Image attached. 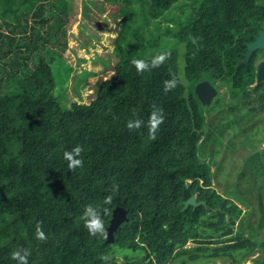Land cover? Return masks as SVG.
I'll return each mask as SVG.
<instances>
[{
  "label": "trees",
  "instance_id": "1",
  "mask_svg": "<svg viewBox=\"0 0 264 264\" xmlns=\"http://www.w3.org/2000/svg\"><path fill=\"white\" fill-rule=\"evenodd\" d=\"M68 1L0 0V264H15L11 252L21 247L31 252L29 264H239L254 254L253 264H264L262 153L246 159L239 175L251 179L252 214L254 204L236 185L220 193L212 183L204 148L231 127L206 122L218 94L203 105L194 93L203 80L225 86L236 114L226 119L239 127L240 116L264 113V80L255 83L264 50L241 62L264 23V0H195L175 31L156 18L179 0H105L118 6V60L88 103L66 105L52 65L67 47ZM158 51L168 59L138 74L131 61ZM173 77L180 83L165 93L163 82ZM153 106L165 116L155 140L147 128H126L129 119L146 120ZM77 145L84 166L69 172L63 151ZM191 194L205 205L181 210ZM107 195L109 207H123L127 217L111 243L90 236L81 219L86 205ZM38 223L46 241L34 238ZM189 241L197 245L186 247Z\"/></svg>",
  "mask_w": 264,
  "mask_h": 264
},
{
  "label": "rangeland",
  "instance_id": "2",
  "mask_svg": "<svg viewBox=\"0 0 264 264\" xmlns=\"http://www.w3.org/2000/svg\"><path fill=\"white\" fill-rule=\"evenodd\" d=\"M68 2L70 12L66 23L67 47L62 51V59L56 60L52 65L56 80V93L67 97L66 105L71 101L88 103L93 97L96 82L99 79L108 78L113 73L118 60L112 53L115 37L113 28L117 26L119 20L118 6L105 0H69ZM196 5L195 0H179L156 20L175 31L184 22L189 8ZM262 59H264V54L260 55L257 62ZM83 74L85 77L79 78L80 82L75 84L74 79ZM216 90V95L218 94L221 101L213 111L207 113L206 122L216 129L225 127L229 121L231 128L225 129L220 142L207 144L204 148L207 155L202 160L212 161L210 164L214 172L212 183L216 190L224 193V191H232L236 185L238 190L234 191L243 193L244 198L252 201L254 204L252 214H255L258 209L255 199L247 191L250 189L251 179L248 176L240 178L239 175L246 166L245 160L252 157L256 151L262 153L264 162V113L257 111L254 116H242L244 119L240 116L239 124L242 126L233 125L231 120L226 119L227 116L236 115L228 111L229 92L225 86H219ZM220 122L223 123L219 125ZM241 127H247L246 134L241 133ZM211 150H214L213 157ZM259 190L264 197V177L261 178ZM240 206L243 211L246 210L243 205ZM196 245L194 241H189L186 247ZM255 256L256 254L247 256L241 259L239 264H253L252 260ZM116 258L119 262L125 260L123 255L116 256ZM196 264H228V261L216 259Z\"/></svg>",
  "mask_w": 264,
  "mask_h": 264
},
{
  "label": "clouds",
  "instance_id": "3",
  "mask_svg": "<svg viewBox=\"0 0 264 264\" xmlns=\"http://www.w3.org/2000/svg\"><path fill=\"white\" fill-rule=\"evenodd\" d=\"M169 53L165 51L156 52L150 59H133L131 64L133 65L135 71L143 73L151 69L158 68L161 66L167 59ZM180 80L177 77L165 80L163 82V91L165 93L175 89ZM165 116L162 108L153 106L147 119L142 118H132L126 122V128L132 132L139 130L142 127L147 128L148 135L151 139L155 140L157 133L160 129V126L164 122ZM83 148L80 145L72 147L70 150L63 151L62 159L66 162V167L69 172L82 169L84 166V161L82 159ZM119 185L113 184L111 187V192L115 193L118 191ZM112 195H107L101 204H88L84 207L82 212V226L86 232L92 237L107 238L106 231V221L105 217L112 212ZM34 238L38 241H46L48 236L43 230L41 224H37L34 229ZM31 252L28 248H17L11 252L10 258L15 264H29V257ZM108 261L105 258V262Z\"/></svg>",
  "mask_w": 264,
  "mask_h": 264
},
{
  "label": "water",
  "instance_id": "4",
  "mask_svg": "<svg viewBox=\"0 0 264 264\" xmlns=\"http://www.w3.org/2000/svg\"><path fill=\"white\" fill-rule=\"evenodd\" d=\"M255 50H264V23L261 24V30L258 34H254V39L251 42L246 43V50L243 53L242 63H246ZM264 80V59L260 60L256 64L255 68V83H259ZM216 88L211 85L207 80L200 81L194 86V93L198 100L203 105H209L213 97L216 95ZM205 205V201L196 200V194H191L183 203L181 210L186 209L188 206L196 207L198 205ZM127 220L126 210L123 207L116 206L111 213V218L108 226H106L107 238L106 242L111 243L113 241V232L117 227ZM108 260V259H107ZM108 264H112L110 260Z\"/></svg>",
  "mask_w": 264,
  "mask_h": 264
},
{
  "label": "flooded vegetation",
  "instance_id": "5",
  "mask_svg": "<svg viewBox=\"0 0 264 264\" xmlns=\"http://www.w3.org/2000/svg\"><path fill=\"white\" fill-rule=\"evenodd\" d=\"M258 62H259V61H258ZM258 62H257V63H258ZM257 63H256V64H257Z\"/></svg>",
  "mask_w": 264,
  "mask_h": 264
}]
</instances>
